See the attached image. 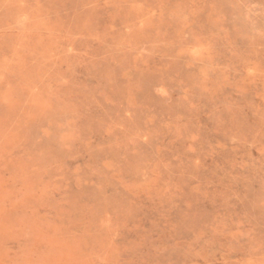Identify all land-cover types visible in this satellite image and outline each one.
Returning a JSON list of instances; mask_svg holds the SVG:
<instances>
[{
    "label": "rangeland",
    "instance_id": "obj_1",
    "mask_svg": "<svg viewBox=\"0 0 264 264\" xmlns=\"http://www.w3.org/2000/svg\"><path fill=\"white\" fill-rule=\"evenodd\" d=\"M0 264H264V0H0Z\"/></svg>",
    "mask_w": 264,
    "mask_h": 264
}]
</instances>
